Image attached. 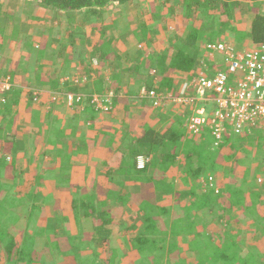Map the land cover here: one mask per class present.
Returning <instances> with one entry per match:
<instances>
[{
	"label": "trees",
	"instance_id": "16d2710c",
	"mask_svg": "<svg viewBox=\"0 0 264 264\" xmlns=\"http://www.w3.org/2000/svg\"><path fill=\"white\" fill-rule=\"evenodd\" d=\"M26 1L28 5L38 4L43 12L54 14L60 22L55 27L57 29L49 30L51 34L56 31L53 36L48 35L47 29L30 32L27 36H21L17 25L12 30V34L18 36L20 46L23 45L21 53L19 51L22 47L17 45V48L18 53L24 56L25 66L33 59V63L54 67L55 70L49 76L35 72L33 80L38 82V87L25 91L29 102H41L35 106L36 120L31 119L34 126L40 127L37 116L39 110L43 112L45 100L54 102L49 98L60 97L62 86L65 91H72L64 78H74L72 73L77 69L71 64L75 65L77 51L80 52V58L85 59V49L79 47L77 38H81V33L89 38L93 48L92 57L99 61L110 57L113 53L110 45L115 38L106 37L98 22L106 8L114 3L126 5L131 0ZM258 1L264 3V0ZM143 3L147 10L144 7L138 13L136 26L143 44L140 52L143 59L130 72L134 73L137 68L146 64L149 84H157V89L154 90L160 92L163 88L173 92L177 76H183L185 82L190 81L189 78L193 76L198 77L197 73L191 77L188 74L197 70L200 73L204 65L209 68V73L223 68L222 57L217 59L219 55L215 57L217 63H211L212 65L200 60L208 56L205 47L202 50L203 44L216 43L212 40L213 30L223 26L221 20L234 6L232 0H143ZM155 12L158 14L155 15ZM76 16H80L83 31L80 24L72 23ZM152 21L156 24H152ZM4 30L5 28L0 31L1 79L7 76L10 78L11 69L8 65L12 61L6 55L8 51L2 53L5 47L4 37H7ZM39 32V39H36ZM160 33L165 34L160 40L163 47L155 50L153 45L157 43L156 36ZM179 33L183 37L176 40ZM248 35L249 45L253 48L264 44V14L253 13L248 25ZM151 70L153 73L150 74ZM8 81L11 83L10 88L0 94V99L4 101L0 102L4 111L0 115H10V126L18 115L12 112L13 103L10 98L13 96L14 102L18 103L20 91L14 86L13 79ZM111 89L107 91L111 93L108 97L110 102L106 100L104 103L109 108L101 110L106 116L114 111L112 104L121 98L118 96L121 88L117 89L114 96ZM145 89L153 88L150 84ZM35 91L38 97L34 101ZM139 91L137 96H140ZM141 99L145 100L143 96ZM202 105L210 114L214 106L213 97L210 96ZM175 106L179 107L180 113L170 117L162 126L152 127L142 122L136 126V131L119 135L121 139L116 141L119 144L112 142L115 148H107L113 154L110 159L105 156L106 149L101 153L97 152L98 139H81L75 134V127L69 128L64 124L69 129L67 131L63 122L57 121L55 131L51 133L54 120L50 117L45 120L50 128L42 130L48 133L44 148H35L33 154L20 156L18 159L16 153L24 145L19 147L15 135L6 133L12 128L4 127L0 121V146L3 147L0 150V209L3 204L11 205L7 203L5 196L10 195L13 188L12 186L8 190L2 184L4 174L11 176L12 171L22 176L26 169L32 180L29 184L30 198L26 203L28 209L25 206L27 213H24L20 223L21 217H17V229L22 233L24 228L45 224L47 217L45 218L42 210L46 208L53 211L49 201L55 199L50 195L46 180L55 177L58 181V177L67 174L72 166H80L78 164H99L102 170L98 174L105 181L96 182L93 193L86 198L81 200L80 193L75 190L83 192L80 185L67 183L66 187L73 195L69 208H82L79 209L81 213H72L71 216L52 213L49 219L53 231L57 232L56 239H59V230L71 228L70 225L74 224L76 240L87 241L86 246H75L68 238H64L63 247L58 253L63 264H88L86 261L80 262V256L86 260L91 259L90 264H131V259L138 256H144L142 259L145 264H174L177 260H182L180 264H264V142L259 141L264 138L261 134L264 127L256 126L240 135H224L215 146V138L208 127L198 132L189 131L187 122L192 114V106L183 103ZM83 109L81 110L89 114L97 112L92 104H87ZM47 116L46 113L43 114L44 118ZM104 135V132L98 133L99 137ZM253 136L256 137L250 138L249 142L245 140ZM139 156L146 159L141 168L137 165ZM112 158H115L116 164L113 162V167H104ZM59 160L68 166L65 168L62 165L50 170L44 165V162L50 165L60 164ZM152 162L158 165L153 171L157 170L163 177L153 175L154 172L150 170ZM174 169L176 176H167ZM216 173L221 174V180L215 179ZM12 178L16 179V176ZM260 178L263 180L258 182ZM164 181L167 187L162 184ZM237 183L242 184L245 189L241 190ZM130 184V190L126 191L125 186ZM138 188L145 191L140 193ZM154 190H160L164 195L169 192L177 210L172 205H160L151 199ZM13 207V210L17 209L15 205ZM116 208L117 213H124L123 217L113 214ZM170 213L175 214L169 219L167 217L171 216ZM83 218L89 223L85 238H82L84 232L80 224ZM138 218L142 220L140 225L133 223ZM125 219H128L130 226L122 227L120 221ZM7 220L0 219V264H55L54 253L47 244L34 247V251L26 249L22 245L23 236H14L7 229ZM237 222L249 223L243 226L262 232V235H256V249L252 250L243 244L242 230L235 225Z\"/></svg>",
	"mask_w": 264,
	"mask_h": 264
},
{
	"label": "rangeland",
	"instance_id": "374dc122",
	"mask_svg": "<svg viewBox=\"0 0 264 264\" xmlns=\"http://www.w3.org/2000/svg\"><path fill=\"white\" fill-rule=\"evenodd\" d=\"M10 1V0H8ZM222 1V0H221ZM224 1V0H223ZM143 0H131L129 3L124 5L123 7H119L116 3L106 8V10L103 12V17L98 22L100 24V28L103 29V34H105L106 37H112L115 38V40L112 41L110 47L112 49V52L110 54V57L102 59L99 61L97 58L92 57V51L93 48L90 46L89 38L85 37L80 34V39L77 38L79 47L85 48V59L80 58V52H78V55L74 58L75 65L71 64V66L76 67L77 71H74L72 75H74V78L77 79L76 84L69 83L68 87L72 88V91L68 92L65 91V89L62 88V95L58 98L50 97L49 100L54 101L49 102L45 100L44 104L42 105L43 109H48L49 107L56 112L54 114V117L56 120L59 116L64 117L68 120H70L71 116H73L75 119H77V123H75V134L81 139H98L96 142L98 143V150L105 151L107 147H113L115 148L114 143L116 141H119V135H121L123 132H134L137 129V125L139 123H146L148 126L152 127H160L165 124L170 117H174L177 112L180 111L178 106H175L177 103L172 102L168 98L165 99V96L168 97H176L180 93V90L184 86L185 83H188L189 80L185 81L186 79H183V76H177V79L175 80L174 86L175 90L173 92H168L163 90H160L158 92V98L157 100L152 99H141V89L140 87L144 88L146 86H149L151 84V88L157 89V84L150 83L148 81V75H147V66H140L136 69L134 73L130 72L131 69L136 67V64H140V59H143V54H141V50L143 48V44L140 42L138 35V28L137 26V19L139 17L138 13L142 11V8L146 5L143 3ZM237 3V4H236ZM233 8L231 12H228V14H225L223 19L221 20V23L223 26L214 29V35L213 39L214 42H225L228 41L232 43L235 47V49L244 50V49H250L253 48L252 45H249L250 37L248 39V25L249 21L253 15V13H260L264 14V3L262 4L261 1L258 0H232ZM250 5V8L249 6ZM38 4H32L28 5L26 3L24 7L19 8L18 11H14L16 9L15 4L9 5L7 3V12L4 11L0 12V31L5 28V32L7 33V40L5 41V47L2 50V53L5 51H8L6 55L8 54L9 58H12V61L9 63V67L12 66L11 72H16L15 74H9L10 78H15L16 82H20L21 86L18 87L19 89V98L18 103L14 102V97L12 96L10 98V101L13 103L11 109L13 113H17V117L14 118L12 125H8L10 120V115L7 117L5 115H0V121L3 123V126H7V128H12L10 132L15 135V137L18 140V146L24 145V148L22 150H19L16 153L17 158L19 159L20 156L23 155H31L34 153L35 148H41L46 144V137L48 136V133L46 131H42L44 129L50 128L48 125V122L45 123V120L50 119L52 115H48L46 118L42 115L37 116V120L39 121L40 127L34 126L32 121L36 120V112H35V106L38 104H41V102L38 100L36 103H31L27 100L26 90L37 88V84H35V81L33 80L35 77V71L36 64L33 63L32 60L28 61L26 68L22 67L20 63L25 64V60H22L21 57H24L23 55H20L18 53L17 45L20 46V41H18V36L12 34V30L14 29V25H17L19 33L21 36L25 35L27 36L30 32H32V28H36L39 24V28H44L48 30L50 29H57L55 27L58 26V23H60L55 17L54 14H43L41 15V21H38L34 18V15L36 16L39 10ZM158 14V12H155V15ZM232 15L234 20H232ZM200 16V15H198ZM203 17V16H202ZM40 20V19H39ZM238 20V21H236ZM37 21V22H34ZM74 25L80 24V29L83 31L84 26L81 25L80 16H76L74 18V21L72 22ZM156 22L152 21V24ZM84 25H87L86 23ZM63 26V25H62ZM226 28V29H224ZM56 31H53V34L51 32L48 35H54ZM114 32H117L119 34H115ZM247 33V34H246ZM164 33L158 34L157 43L153 45V48L156 49H162L163 44L160 43V40L164 38ZM177 39L179 40L183 36L179 33L176 35ZM13 40V41H11ZM175 41V40H174ZM172 42V40H171ZM21 45L20 47H22ZM160 47V48H159ZM204 49V44L202 47V50ZM23 51V47L20 49V53ZM119 55H116V54ZM8 61V60H7ZM205 64L209 65L213 63L215 64L216 58L214 60L212 58L205 57L201 59ZM133 62V63H132ZM217 63V62H216ZM212 65V64H211ZM222 65V64H221ZM135 66V67H134ZM50 68V67H49ZM75 69V68H74ZM129 69V70H128ZM140 70V71H139ZM153 73V70L150 71V74ZM194 73H198L197 71H193L192 73L188 74V77L192 76ZM13 75V76H12ZM21 78L23 80L21 81ZM196 76H193L189 79H195ZM69 79V76L67 77ZM72 79V78H71ZM155 82L158 83V80ZM145 83L146 85H144ZM24 87V88H22ZM112 88L113 96L116 94L118 88H121V90L118 92L119 101L116 103H113V108L111 113H114V116L110 115L106 116L105 112L102 113L101 110L108 109L109 105H105L103 101H105L106 97L108 96V89ZM140 93V96H137L136 93ZM189 93H191V88H189ZM72 94V95H78L80 96V103L75 105H68L66 102V94ZM187 93V94H189ZM163 97V98H162ZM110 102V100L108 99ZM55 103V104H53ZM87 104H92L94 108H97V112L95 113H86V111H83L84 107L87 106ZM2 106H0V113L4 112L2 110ZM37 109V108H36ZM83 109V110H81ZM111 109V108H110ZM180 113V112H179ZM4 114V113H3ZM178 114V113H177ZM40 117V118H39ZM50 117V118H48ZM32 119V121H31ZM67 121V120H66ZM65 127L64 123H62ZM68 126L71 123H67ZM57 125V124H56ZM54 124L51 125V133L55 131ZM186 125V123H185ZM34 126V127H32ZM53 126V127H52ZM108 129V130H107ZM65 130L69 131L68 128L65 127ZM190 131V130H189ZM99 132H104L105 135L102 137L98 136ZM4 134V130H3ZM264 135V132H263ZM55 136V135H54ZM60 137V136H59ZM250 138L255 137H248L245 140L247 142L250 141ZM21 142V144H20ZM114 142V143H112ZM119 144V142H116ZM116 144V145H117ZM98 152V151H97ZM98 152V153H101ZM113 154H110L109 151L106 149L105 156L110 159V157ZM251 160V159H249ZM60 164H47L45 163V166H47L50 170L64 165L65 168L68 166V164L63 163L61 160ZM114 162V163H113ZM113 164L115 163V158H112L109 163H107L104 167H113ZM81 166V164H78ZM83 165V164H82ZM150 170H154L157 168L158 165H155L154 162L151 164ZM71 167V166H70ZM78 167V166H77ZM85 168L82 167L72 169V172L70 173L69 169L66 172L67 174L63 175L58 181L56 180L55 173L51 171V173L54 175V178H49L46 180L45 184L50 188L51 190V196H53L55 199L52 201H49L51 206L54 208L53 211L50 209L44 208L42 210L43 213H45L46 222L45 224H39V226L32 225L30 228H24V232H20V230L17 229L18 225L16 223L17 217H21L19 219V222L23 220L24 213H27L28 205L26 204L29 200L28 193L22 192V194L15 195V190L17 189V186L26 187V185L32 183L31 181V175L28 170L24 169L22 176H19L16 172H10L11 176L5 175L3 179H6L5 181H2L3 184L6 186V188L9 190L10 187H12L13 181L12 176H16L17 180L15 179V183H17V186H13L12 193L10 195H6L7 197V203H11L9 206L8 204H3L2 208L0 209V219H8L6 221V226L9 232L16 236L20 234L23 236L22 245L26 247V249H30L31 251H34V247H39L43 244H47V247L51 249L54 253L55 257V264H63L61 262L59 252L61 251L63 247V239L68 238L70 242H72L73 245L78 246H86L87 241L84 239L83 241H77L75 236V228L74 224L71 228H62L58 232L59 239H56L57 232L53 231L50 218L52 216V213H61V215H67L71 216L72 213H81L79 212V209H72L69 208L70 200L73 198L72 194H68L69 197L65 198L63 197V189L67 186V183L70 182V184L74 183L81 186V189L83 188V192H80L79 189H75L78 193H80V199H84L87 196L91 195L93 193L94 184L96 182H103L104 178L98 174L102 170V166L99 164L94 163H88ZM56 168V169H57ZM60 168V167H59ZM28 171V172H27ZM154 172V173H153ZM149 172L150 174L153 173L154 176H162V173L156 171ZM175 169L170 171L167 176H176ZM51 176V175H50ZM10 177V178H7ZM52 177V176H51ZM71 179V180H68ZM215 179L217 181L221 180V174L216 173ZM105 181V180H104ZM123 182V180H122ZM162 184L167 187L166 181H164ZM160 184V186H162ZM239 188L241 190H244L245 187L242 184L237 183ZM8 186V187H7ZM132 184L125 186V190H130V187ZM135 186V185H134ZM138 192H144L145 190H142L139 188L137 189ZM160 190H154L151 199H154L155 202L162 205H172V207L177 210V207L173 204V200L169 196V192L160 193ZM13 196L11 197V195ZM67 194V193H64ZM11 199V200H10ZM6 200V198H5ZM82 203V202H81ZM79 204V202L77 203ZM76 204V207H79ZM13 205L17 207V209L13 210ZM119 205V204H118ZM27 207V209L25 208ZM4 208L6 210H4ZM21 208V210H19ZM22 210H25L24 212H21ZM125 211V209H123ZM46 211V212H45ZM48 211V212H47ZM113 214L115 216L121 215L124 216V213H117L118 209L113 210ZM173 214V213H171ZM169 216V215H168ZM172 216H169L167 218H171ZM235 218V216L233 215ZM236 219V218H235ZM49 220V221H48ZM141 218H138L137 220H134V224L140 225L141 224ZM123 224L124 226H130L128 219H125L120 221V224ZM81 227L83 233V237H86V231L88 230L87 226L89 225L87 219H82ZM248 225L249 223H236L235 225L240 227L242 230V242L244 245L247 246V248H250L252 250L256 249V242L258 241L256 235L260 236L262 235V232L260 230H250L248 227H244L243 225ZM121 226V225H120ZM185 231V230H184ZM255 237V239H254ZM156 253H158L156 251ZM152 254V252H151ZM90 257V256H89ZM142 257H136L131 259V264H145ZM88 258V257H87ZM80 262H88L90 264L91 259L86 260L85 257L80 256ZM182 263V260H177L174 264H180ZM94 264V263H93Z\"/></svg>",
	"mask_w": 264,
	"mask_h": 264
},
{
	"label": "built area",
	"instance_id": "2783aa9c",
	"mask_svg": "<svg viewBox=\"0 0 264 264\" xmlns=\"http://www.w3.org/2000/svg\"><path fill=\"white\" fill-rule=\"evenodd\" d=\"M204 47L208 58L222 57L223 68L209 73V68L204 65L199 76L185 83L178 96H165V99L192 106L188 129L198 132L208 127L215 138V146L224 135H240L256 126L264 127V44L244 50L235 49L228 41L206 43ZM8 79V76L0 78V93L10 88ZM64 79L73 84L77 82L76 78ZM158 95L154 89H141L143 98L157 100ZM33 96L35 101L38 93L35 91ZM109 96L111 93L105 101ZM210 96L214 99V106L208 114L202 104ZM65 99L68 105L80 103L78 95L67 93ZM0 102L4 101L0 99ZM145 162L144 157H138V167H143ZM262 180L260 178L258 182Z\"/></svg>",
	"mask_w": 264,
	"mask_h": 264
},
{
	"label": "crops",
	"instance_id": "0c3cea01",
	"mask_svg": "<svg viewBox=\"0 0 264 264\" xmlns=\"http://www.w3.org/2000/svg\"><path fill=\"white\" fill-rule=\"evenodd\" d=\"M26 0H10V1H8V0H0V8H1V10H0V12L1 11H4L5 13L8 11L7 10V3H9V5H11V4H15L16 5V9L14 10V11H18L19 10V8H22V7H24V5L26 4ZM119 7H123L124 5H118ZM43 14H49L48 12H43L42 11V9L41 8H39V10H38V13H37V15L35 16L34 15V18L33 19H35L36 18V20H38V21H41V15H43ZM40 19V20H39ZM34 22H37V21H34ZM58 26H59V23H58ZM40 26H39V24L37 25V27L36 28H32L31 30H32V32L33 31H41L42 32V30H44V28H39ZM7 32V31H6ZM5 32V35L7 36V33ZM40 34V32L39 33H37V35H38V37L36 38V39H39V35ZM247 34V33H246ZM247 37H248V39H249V35H247ZM5 39V40H4ZM4 41H6L7 40V37L5 38L4 37ZM20 39V38H19ZM11 41H13V40H11ZM85 49V48H84ZM220 56H217V59L219 58ZM22 60L24 59V57H22L21 58ZM216 59V60H217ZM218 60H220V59H218ZM22 64H23V66H22ZM20 65L22 66V67H24V68H26V66H25V64L24 63H20ZM41 67V68H40ZM10 68H12V66H10ZM36 68L37 69H34V71L38 74V73H40V74H45L46 76H49V75H53V73L55 72V70H54V67L52 68V67H43V66H41V64H40V66L39 65H37L36 64ZM132 70V69H131ZM16 72H11L10 74H15ZM17 74V73H16ZM13 76V75H12ZM15 78L16 77H14L13 78V84H14V86H16V87H20L21 86V83L20 82H16L15 81ZM43 79H44V77H43ZM23 80V78H21V81ZM38 84V82L36 81L35 82V84ZM46 87V86H45ZM22 88H24V87H22ZM57 89V88H56ZM55 89V90H56ZM1 94V93H0ZM46 97V96H45ZM44 97V98H45ZM52 104V103H51ZM53 104H55V103H53ZM43 109V108H42ZM38 110H39V108H38ZM47 114V115H52L51 116V119H53L54 120V122H53V124L54 125H56V122L57 121H59V123H64L65 125H67L68 126V124L67 123H71V124H69V128H74V126H75V123H77L76 121H77V119H75L73 116H71V118H70V120H68L67 118H66V116H64V117H61V116H59L58 118H57V120L54 118V117H56V116H54V114H56V112H54V110L52 109V107L50 108H48V109H43V112L41 113L40 112V110H39V112H38V115L40 114V115H42V114ZM67 120V121H66ZM53 127V126H52ZM263 132H264V128L262 129V135H263ZM253 137H256V136H253ZM262 138V137H261ZM259 141H262V142H264V138L263 139H260ZM45 146V145H44ZM44 146H42V148H44ZM107 148H109V147H107ZM106 148V149H107ZM1 149H3V147H1L0 146V150ZM98 152H101L100 150L98 151ZM42 160H44V159H42ZM44 162V161H43ZM45 163L46 162H44V165H45ZM79 167H82L83 169L85 168L83 165H81V166H78V167H76V166H72L71 168H70V173L72 172V169L74 170L75 168H79ZM7 178H10V177H7ZM17 178V177H16ZM6 179H2V181H5ZM12 180H14L13 181V184L15 185V186H17V183H15V179L14 178H12ZM17 180V179H16ZM2 184H3V182H2ZM13 185V186H14ZM68 185H69V183H68ZM32 189V188H31ZM5 190H6V188H5ZM15 190V195H21L22 194V192L24 191V193H28V196H29V198H30V192H29V184L28 185H26V187L24 186V187H22V186H17V189H14ZM50 190V189H49ZM11 193H12V190H11ZM62 193H63V197H65V198H68L69 197V193L71 194V191L67 188V187H64V189H63V191H62ZM64 193H67V194H64ZM13 195V194H12ZM50 195H51V190H50ZM19 210H21V208H19ZM23 211V210H22ZM171 214V213H170ZM175 213H173V214H171V216H173ZM180 214V213H179Z\"/></svg>",
	"mask_w": 264,
	"mask_h": 264
}]
</instances>
